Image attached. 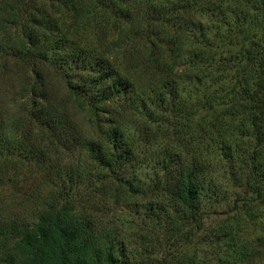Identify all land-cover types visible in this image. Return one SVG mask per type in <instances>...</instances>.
Instances as JSON below:
<instances>
[{
	"label": "trees",
	"instance_id": "1",
	"mask_svg": "<svg viewBox=\"0 0 264 264\" xmlns=\"http://www.w3.org/2000/svg\"><path fill=\"white\" fill-rule=\"evenodd\" d=\"M4 76L26 111L14 125L0 103V264H145L98 216L113 187L153 198L144 219L177 239L222 213L239 239L261 226L241 264L264 251V0H0ZM54 79L95 135L53 103ZM71 148L87 169L65 168L49 193L14 177Z\"/></svg>",
	"mask_w": 264,
	"mask_h": 264
},
{
	"label": "rangeland",
	"instance_id": "2",
	"mask_svg": "<svg viewBox=\"0 0 264 264\" xmlns=\"http://www.w3.org/2000/svg\"><path fill=\"white\" fill-rule=\"evenodd\" d=\"M0 84V103L6 108L5 116L11 119L12 124L17 123L24 117L22 113L26 111V107L22 105L21 97L17 96L19 82L14 77L4 76ZM48 86L53 103L58 108L65 109L67 117L70 118L76 127L81 129L86 135H95L88 116L70 104H67L66 107L64 106L67 95L64 85L54 79ZM121 121L123 123V117H121ZM134 121V118L129 115L124 118V122L129 124L127 126H129L130 134L133 136L135 133V136L138 138L134 128L136 125L139 126L138 124L140 123L136 122L133 124L132 122ZM101 122L103 123V120ZM131 123L132 125H130ZM160 142L161 140L154 142V146L149 154H145L144 156L143 153L141 155V158L144 157L145 168H148L156 160L161 149L159 147ZM139 144L142 150L144 142L140 140ZM42 147L44 148L45 146H38V149ZM77 149L71 148L70 150H59L58 152L56 150L51 151L49 156L52 159L46 172H34L30 175L20 173L14 175V177L19 178L25 184L24 190L28 188L33 189L38 184L43 186L45 183L41 191L42 194H47L51 190L49 182L54 180L57 174L64 172L65 168L76 169L78 167L82 171L85 170L86 167L83 164L84 151L79 152ZM11 173L13 171H10V175ZM114 188L105 189L103 198L106 201L101 206L98 216L102 219L104 226L110 233L120 236L121 240L123 238L130 240L138 252L136 259L145 264H241L238 258L239 254L245 250V240H254L261 234L260 225H257V228L250 226L246 230L245 235L238 233L239 237L243 238L239 239L229 229L234 221L226 220L229 216L222 215L221 213L205 219V228L202 231L196 232L193 243H191V239L188 236L190 233H188L187 227L182 228V237L177 239L174 232L168 229L166 225L156 222L149 223L147 219H144L146 213L152 211L149 210V204L153 198H150L148 195L140 197L129 196L124 187L123 191L116 195ZM14 196H18V194ZM8 197L11 199L10 193L7 195ZM8 203H10L9 207L15 211L21 209L19 206L20 202L15 197L9 200ZM32 209L33 202H27L25 213H31ZM136 236H141L143 239L138 240ZM134 238L137 241H133ZM242 264H264V251L261 252L259 257H255L250 262Z\"/></svg>",
	"mask_w": 264,
	"mask_h": 264
}]
</instances>
